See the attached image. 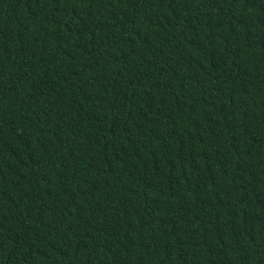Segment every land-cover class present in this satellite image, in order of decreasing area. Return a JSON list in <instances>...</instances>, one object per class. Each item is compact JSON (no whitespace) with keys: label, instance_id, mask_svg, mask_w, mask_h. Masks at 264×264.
I'll list each match as a JSON object with an SVG mask.
<instances>
[{"label":"trees","instance_id":"obj_1","mask_svg":"<svg viewBox=\"0 0 264 264\" xmlns=\"http://www.w3.org/2000/svg\"><path fill=\"white\" fill-rule=\"evenodd\" d=\"M0 264H264V0H0Z\"/></svg>","mask_w":264,"mask_h":264}]
</instances>
